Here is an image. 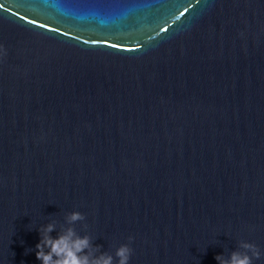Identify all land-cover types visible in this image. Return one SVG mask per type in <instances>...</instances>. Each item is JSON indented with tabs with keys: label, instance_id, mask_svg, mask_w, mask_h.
I'll use <instances>...</instances> for the list:
<instances>
[{
	"label": "clouds",
	"instance_id": "clouds-1",
	"mask_svg": "<svg viewBox=\"0 0 264 264\" xmlns=\"http://www.w3.org/2000/svg\"><path fill=\"white\" fill-rule=\"evenodd\" d=\"M0 52L6 54L3 45H0ZM82 213L76 211L66 217V229L57 230L54 222L42 225L39 229L40 241L36 245V257L41 264H129L133 254V249L129 244H122L117 248L115 257L102 251V246L94 245L90 235L77 233L74 225L78 221L84 220ZM56 231L57 236L52 233ZM132 241L134 237H129ZM240 247L247 249V252L233 251L231 255L225 258L222 254L217 255L215 259L218 264H253V258L260 259L262 252L260 248L249 242H244ZM98 253V254H97ZM251 253V254H249Z\"/></svg>",
	"mask_w": 264,
	"mask_h": 264
},
{
	"label": "snow or ice",
	"instance_id": "snow-or-ice-1",
	"mask_svg": "<svg viewBox=\"0 0 264 264\" xmlns=\"http://www.w3.org/2000/svg\"><path fill=\"white\" fill-rule=\"evenodd\" d=\"M3 7V5H0V8H2Z\"/></svg>",
	"mask_w": 264,
	"mask_h": 264
}]
</instances>
